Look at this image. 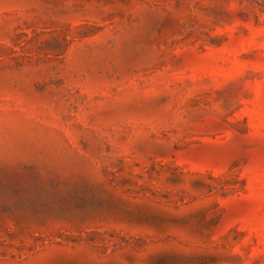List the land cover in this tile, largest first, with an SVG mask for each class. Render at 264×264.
<instances>
[{
	"label": "rangeland",
	"instance_id": "obj_1",
	"mask_svg": "<svg viewBox=\"0 0 264 264\" xmlns=\"http://www.w3.org/2000/svg\"><path fill=\"white\" fill-rule=\"evenodd\" d=\"M0 264H264V0H0Z\"/></svg>",
	"mask_w": 264,
	"mask_h": 264
}]
</instances>
